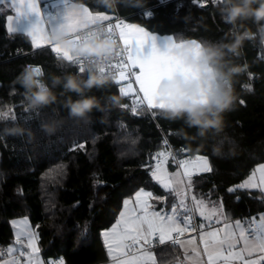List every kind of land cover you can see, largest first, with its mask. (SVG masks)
<instances>
[{
	"label": "trees",
	"instance_id": "16d2710c",
	"mask_svg": "<svg viewBox=\"0 0 264 264\" xmlns=\"http://www.w3.org/2000/svg\"><path fill=\"white\" fill-rule=\"evenodd\" d=\"M82 2L94 11L111 17L123 15L152 32L173 35L177 41H220L231 27L218 11L223 2L214 4L212 0L204 7L194 0H143L142 6L129 0L130 6L112 10L98 7L95 0ZM6 12L0 9V110L8 116L0 119V129L20 124L32 129L36 139L29 142L27 137H0V249L6 250L16 242L12 221L28 217L45 261L61 258L64 264H101L108 260L102 231L118 218L123 201L141 188L160 192L150 166L154 168L157 150L168 149L162 131L180 156L208 158L212 170L193 175L194 193H210L212 200L222 198L229 217H250L264 209V196L257 192L227 191L264 162V42L258 25L251 20L243 22L241 30L248 28L256 35L244 42L239 55L230 57L246 67L234 79L238 100L234 110L224 114L221 134L188 139L179 130L184 128L187 136H192L195 128H187L182 120L164 119L159 109H148L143 104L133 112V99L122 96L112 82L93 88L89 95L103 102L105 97L118 94L119 107L111 109L103 121L105 114L94 110L93 122L86 127L68 121L62 131L48 138L40 130L41 121L67 117L66 96L77 97L63 93L57 86L53 88L55 103L40 111L29 110L24 89L16 83L17 76L25 65H37L51 86L53 75L71 73L86 79L88 71L80 74L49 46L33 47L25 32L10 34L5 27ZM217 144L223 148L219 155L213 152ZM156 254L158 264H175L178 246L163 245Z\"/></svg>",
	"mask_w": 264,
	"mask_h": 264
},
{
	"label": "snow or ice",
	"instance_id": "6c2138e0",
	"mask_svg": "<svg viewBox=\"0 0 264 264\" xmlns=\"http://www.w3.org/2000/svg\"><path fill=\"white\" fill-rule=\"evenodd\" d=\"M194 2L204 7L208 0ZM222 2L223 0H212L214 4ZM5 3L12 5L17 15L25 8L39 13L37 0H0V5ZM15 19L12 15L6 17L5 27L10 34L16 31L13 27ZM112 20V17L101 12L93 14L87 7L83 9L82 14L73 13L69 4L64 22L50 32L64 28L69 32L74 44L79 45L96 37L116 41L118 30V39L123 47L117 49L111 61L105 57V66L98 70L102 73L115 70L114 82L119 86L120 94L131 97L134 104L146 103L147 108L153 110L164 108L165 104L156 102L161 81L171 80L177 72L186 78H195L198 70L187 65L182 57L172 53V48L182 46L172 43V37H167L165 50L161 51L155 43L156 37L145 28L125 23L118 18V22L113 23ZM101 24L105 26L100 27ZM90 25H97L98 31H93ZM44 32L43 24L34 26L27 32V36L32 38L33 47H40V40L46 41L57 57L76 66L80 74L86 72L87 63H96L95 57L73 56L69 49L52 42ZM149 41L152 42L151 50L146 54L144 48ZM134 84L138 88H134ZM240 102L244 103L243 100ZM121 107L129 108V105ZM131 110L135 112L136 108ZM7 116V112L0 111V119ZM164 144L167 145L168 141L165 140ZM78 147L83 149L84 144H79ZM168 155L172 154L157 153V163L154 168L150 166V170L154 180L165 191L175 194L177 200L169 208L157 209L150 201L156 200L166 204L167 197L155 196L144 188L136 191L131 198L125 199L118 218L111 227L102 231L106 252L113 264H158L157 256L151 249L168 242L173 246L179 245L186 251L190 246V251L197 258L196 264H235L236 261L240 264H264V214L231 221L224 211L222 198L212 200L210 193L197 195L192 191L193 174L212 170L207 158L196 156L175 161L173 157L177 167L183 169V172L169 174L165 167ZM180 185L184 186L183 191L178 190ZM255 188L264 192V163L258 164L246 179L229 187L227 191L234 194L239 190ZM194 213L198 214L201 222L197 223ZM12 223L14 226L18 223L27 224V220L25 218L23 221ZM191 233L195 235H189L187 241L181 239ZM37 240L38 234L32 231L26 233V241L18 234L14 246L6 250L0 249V264H55V261L39 258ZM256 253L260 255L252 259ZM5 256L12 258L6 260Z\"/></svg>",
	"mask_w": 264,
	"mask_h": 264
},
{
	"label": "clouds",
	"instance_id": "9594fccd",
	"mask_svg": "<svg viewBox=\"0 0 264 264\" xmlns=\"http://www.w3.org/2000/svg\"><path fill=\"white\" fill-rule=\"evenodd\" d=\"M132 3L142 6L143 0H132ZM95 4L109 10L130 6L129 0H95ZM84 8L82 0H75L70 10L79 14ZM218 11L221 19L231 25L222 40L202 42L182 38L172 41L182 45L172 48V53L197 69V76L186 78L177 73L172 80L165 81L158 91L156 102L165 104L164 108L159 109L161 116L170 121L182 120L187 128H195L196 132L192 136H187L184 128L179 130L180 134L191 140L206 139L210 133L221 134L225 127L224 114L234 110L237 104L238 97L233 82L235 77L245 71L246 66L234 63L230 57L239 55L244 42L256 35L248 28L241 30L243 22L251 20L258 25L257 31L264 42V0H223V6ZM48 37L52 42L69 49L73 56L96 57L99 61L89 66L86 79L71 73L63 76L53 75L50 77L51 86L44 80L42 67L37 65H25L17 76L16 83L24 89L27 107L32 111H40L55 103L57 96L53 88L57 86L61 87L65 94L76 95V99L71 95L66 96L64 107L68 112L67 117H53L41 121L40 130L46 137L51 138L62 131L68 121L77 126L90 125L93 122L94 110L105 114L101 117L103 121L111 109L120 106L121 97L111 94L101 102L96 96L89 95L93 88L100 89L114 82L112 74L102 73L98 69L103 67L105 57L110 60L119 48L115 40L96 37L76 45L64 28L50 32ZM7 136L27 137L29 142L36 139L32 129L20 124L0 129V137ZM222 151L220 144L213 147L214 154L219 155Z\"/></svg>",
	"mask_w": 264,
	"mask_h": 264
},
{
	"label": "crops",
	"instance_id": "0c3cea01",
	"mask_svg": "<svg viewBox=\"0 0 264 264\" xmlns=\"http://www.w3.org/2000/svg\"><path fill=\"white\" fill-rule=\"evenodd\" d=\"M125 23L135 24V25H138V26H140V27L145 28L144 26H142V25H140V24H137V23H134V22H130V21L127 22V21H126ZM145 30L148 31L150 34H152V35H154V36L156 37L155 43H156L157 47H158L161 51H164V50H165L166 42H167V37H172L174 41H177V40L174 38L173 35H168V34H166V35H161V34H158V33L152 32V31L148 30L147 28H145ZM151 44H152V42L149 41V42L145 45L144 51H145L146 54L151 50ZM136 70L138 71V69H136ZM177 73H179V72H177ZM177 73L174 75V77L177 75ZM180 74H181V73H180ZM174 77H173V78H174ZM173 78H172V79H173ZM172 79H171V80H172ZM165 81H168V79L161 81V83H160V85H159V89H160L161 85H162ZM159 89H158V91H159ZM145 105H146V103H145ZM207 161H208V159H207ZM262 163H264V162H262ZM259 164H260V163H259ZM208 165L210 166V162H209V161H208ZM165 167L167 168V172H168L169 174H171V173H175V172H180V171L175 167V165H173V164L170 163V162H168V163L165 165ZM256 167H257V165L254 167V169H255ZM180 173H181V172H180ZM201 173H204V172H200V173H198V174H201ZM250 173H251V172H250ZM193 175H196V173H194ZM258 176H259V174H257V178H258ZM246 178H247V177H246ZM246 178H245V179H246ZM152 179H153V181L155 182V184L159 185V184L154 180L153 177H152ZM184 179L186 180V178H184ZM257 182H258V181H257ZM240 183H241V182H240ZM183 187H184L183 185H180L179 188H178V190H179V191H183ZM144 189L147 190V191H151V192H153L155 196L167 197V203H166V204H161L160 202H158V201H156V200H152V201H150V203L154 204V205L156 206L157 209H161V208H169V207L171 206V204H172L175 200H177V198H178L175 194H173V193H169V192L165 191L160 185H159L160 192H154V191H153L152 189H150V188H144ZM248 191H254V192L259 193L260 196H264V192H261L259 188L248 189ZM133 195H134V194H133ZM131 197H132V196H131ZM131 197H128V198H126V199H129V198H131ZM209 207H211V205H209ZM121 210H122V209H121ZM259 214H264V209L258 211L256 214H254V215H252V216H250V217H229L227 214H226V215L228 216V218H229L231 221H235L236 219L258 217ZM197 216H198V214H197ZM25 218H26V220H27V224H24V223H18V224L15 225V226H14V224H13V226H14V235H15V238H17V235H18V234H21V238L24 239V240L26 241V233H27L28 231H32V232L36 233L35 230H34V228H33V226H32V224H31V222H30V220H29V218H28V217H22V218L15 219V220H13V221H23V220H25ZM13 221H12V222H13ZM198 221L201 222V218H200L199 216H198ZM220 226H222V225H217V227H220ZM106 229H107V228H106ZM104 230H105V229H104ZM188 236H189V235H186L185 237H182L181 239H185V240L187 241V237H188ZM15 244H16V242H15L13 245H11V246H14ZM166 244H171V243L168 242V243H165L164 245H166ZM11 246H10V247H11ZM36 246L39 248L38 240H37V242H36ZM105 246H106V245H105ZM162 246H163V245L155 246V247H153L151 250L156 254V250H157L158 248L162 247ZM176 246H178V253H179V255H178V258H177V261H176L175 264H196V259H197V258H196L195 255L190 251V246H189V250H188V251H186L185 248H182V247H180L179 245H176ZM258 255H260V254H259V253H256V254L254 255V257H252V259H254L255 256H258ZM38 256H39L40 259L44 260V258L41 256L40 252L38 253ZM156 256H157V254H156ZM185 257H189V259H185ZM11 258H12L11 256H6L4 259L8 260V259H11ZM205 259H206V258H205ZM44 261H45V260H44ZM54 261H55V260H54ZM59 262H60V263H58V264H64L62 260H60ZM101 264H113L111 257L108 255V260H106L105 262H103V263H101ZM235 264H240V262H239V261H236Z\"/></svg>",
	"mask_w": 264,
	"mask_h": 264
},
{
	"label": "rangeland",
	"instance_id": "374dc122",
	"mask_svg": "<svg viewBox=\"0 0 264 264\" xmlns=\"http://www.w3.org/2000/svg\"><path fill=\"white\" fill-rule=\"evenodd\" d=\"M74 2L75 0H37V7L39 8V13L32 12L29 9L25 8L19 15L14 12L13 6L8 3L0 5V9L7 11V16L12 15L16 17L13 23V27L16 29V31L25 32L27 34V32L31 30V28H33L34 26L43 24L45 27L44 34L48 35L51 29L58 28L64 22V17L66 15L68 6L70 4L71 7ZM83 4L90 11H92L93 14H95L96 12H100L92 10L90 6L85 2H83ZM46 9L49 10L50 13L45 14L43 11ZM101 13H104L111 17V15L106 12ZM30 39L32 41L31 37ZM38 43L41 44L40 47L48 46L47 42L44 40H40L38 41Z\"/></svg>",
	"mask_w": 264,
	"mask_h": 264
},
{
	"label": "built area",
	"instance_id": "2783aa9c",
	"mask_svg": "<svg viewBox=\"0 0 264 264\" xmlns=\"http://www.w3.org/2000/svg\"><path fill=\"white\" fill-rule=\"evenodd\" d=\"M169 1H171V0H159V3H168ZM45 14H48V13H50V11L49 10H44L43 11ZM113 18V20H112V22L113 23H115V22H118V20H122V21H124V22H126L127 20H126V16H123V15H116V16H114V17H112ZM117 18H118V20H117ZM105 25L104 24H101L100 25V27H104ZM90 28L93 30V31H98V26L97 25H92V26H90ZM116 42H117V44L119 45V48H122L123 47V45H122V42H120L119 41V39H118V30H117V35H116ZM96 58V57H95ZM113 59V57L109 60V61H111ZM99 61L96 59V63H98ZM96 63H87L86 64V71H89V66L90 65H95ZM74 66V65H73ZM103 66H105V64H103ZM77 70H78V68L76 67V66H74ZM134 71H137L136 69H134ZM114 73H115V70H109V71H106L105 72V74H112V75H114ZM117 85V84H116ZM117 87H118V90H119V86L117 85ZM133 87L134 88H138V86L137 85H133ZM143 105H145V104H143ZM139 106L140 105H137V104H134V102L132 103V108L133 107H135L136 108V110L139 108ZM146 106V105H145ZM162 133H163V136H164V140L163 141H165V140H167L168 141V144H167V147H168V149H167V151H162V150H157L155 153H154V155H153V160H154V166L156 165V163H157V153H160V152H165V153H171L172 155H168L167 156V163L168 162H170V163H172L173 165H175V167L182 173L183 172V169H180V168H178L177 167V164L174 162V159H173V157H175V161H179V160H182V159H189V158H195L196 156H201V155H197V154H194V155H185V156H180L179 155V153H177V151L174 149V147L172 146V144H171V142H170V140H169V138H168V134L166 133V132H164V131H162ZM207 158V157H206ZM161 159H163V158H161ZM208 159V158H207ZM209 161V160H208ZM233 186H235V185H233ZM232 186V187H233ZM195 215H196V217H197V223H199V221H198V216H197V214L196 213H194ZM186 235H195V233H191V234H186ZM182 238V237H181ZM155 247V246H154ZM61 260V258H57V259H55V264H58L59 263V261Z\"/></svg>",
	"mask_w": 264,
	"mask_h": 264
}]
</instances>
